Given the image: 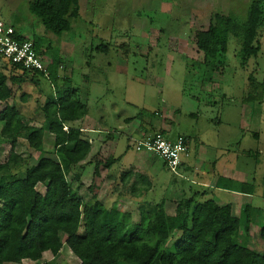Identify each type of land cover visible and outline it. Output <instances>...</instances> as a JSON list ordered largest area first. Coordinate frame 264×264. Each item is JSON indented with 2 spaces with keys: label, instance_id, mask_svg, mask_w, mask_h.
Listing matches in <instances>:
<instances>
[{
  "label": "rangeland",
  "instance_id": "374dc122",
  "mask_svg": "<svg viewBox=\"0 0 264 264\" xmlns=\"http://www.w3.org/2000/svg\"><path fill=\"white\" fill-rule=\"evenodd\" d=\"M31 1L0 0V18L28 38L34 36L38 40L44 62H50L52 57L60 61L58 83L77 89L80 100L87 105V114L73 125L81 127L83 136L92 142L91 152L66 177L55 174L67 179L83 199L95 192L113 215L119 218L129 213L130 220L137 221L141 200L127 198L128 188L122 187L121 175L132 170L130 163L139 154L134 149V141L138 139L134 131L143 134L161 131L164 124L172 128L167 134L170 139L195 124L201 138L216 140L219 145L214 151L216 166L230 161L227 166L232 168L237 155V163L244 164L251 174L258 176L264 171V28L259 36L260 50L245 66L237 56L239 45L230 36L224 66L214 70L211 79H208L210 71L201 62L203 52L195 38L197 32L207 28L215 11L244 23L250 0H79V17L71 18V29L60 35L45 29L30 12ZM101 43L104 50L96 49ZM1 62L0 67H5ZM8 67L7 73L22 74ZM250 76L258 82L251 101ZM54 87L48 77L26 75L8 103H15L24 116L40 125L41 103L54 95ZM22 92L27 93L25 102L20 99ZM3 105L0 102V110ZM188 112L199 114L201 119L192 121L185 115ZM196 137L193 136L197 141ZM52 146L53 136L45 131L43 149L48 151ZM15 151L27 158L30 167L42 155L22 138ZM9 152V141L0 136V162L8 158ZM111 157L118 159L105 166ZM154 167L158 178L146 196L158 201L155 196L164 193V184L174 175L158 157ZM75 173L80 175L79 179L74 178ZM37 188L44 189L42 185ZM261 191L258 185L256 192ZM255 199L254 204L261 207V212L251 224L247 245L261 251L258 232L264 224V198ZM176 201L171 200L165 206L169 214L174 213ZM177 234L171 235L166 246ZM240 237L243 238L238 235L235 239L240 242ZM64 239L65 235L60 234L62 248L56 257L44 252L42 259L51 264H79ZM17 264L34 262L24 259Z\"/></svg>",
  "mask_w": 264,
  "mask_h": 264
},
{
  "label": "trees",
  "instance_id": "16d2710c",
  "mask_svg": "<svg viewBox=\"0 0 264 264\" xmlns=\"http://www.w3.org/2000/svg\"><path fill=\"white\" fill-rule=\"evenodd\" d=\"M29 10L45 29L60 35L71 29V18L79 17V0H32ZM263 28L264 0H250L242 24L225 13H211L207 28L195 35L203 52L201 62L210 71L208 79L214 70L224 66L230 36L237 41V56L245 66L260 50ZM16 33L19 39L28 38L17 28ZM31 39L37 52L43 54L38 40L34 36ZM104 47L101 43L96 49ZM1 63L22 74H10L0 67V102L4 104L0 110V136L10 144L8 158L0 162V264H17L24 259L51 264L42 259L43 254H59L60 234L65 235L64 244L79 264H264V224L258 232L261 251L247 245L251 224L261 212L251 203H245L236 216L211 198L199 201L193 195L182 197L176 201L173 214L166 211L163 200H143L138 203V220L133 222L129 213L119 218L113 215L95 192L83 199L67 179L55 174L66 177L91 152L92 142L83 136L81 127L73 125L87 114L86 103L80 100L77 89L58 83L61 62L52 57L44 66L47 77L55 83V91L41 103L43 121L36 125L8 100L15 97L26 75L33 78L43 73ZM248 80L253 86L248 94L251 101L258 82L251 76ZM26 97L27 93L22 92L21 101L25 102ZM256 106H260V100ZM45 131L53 136V146L48 151L43 149ZM20 138L42 153L32 167L15 151ZM116 159L111 157L104 165ZM79 177L74 174L75 179ZM121 181L122 187L128 188L127 194L135 198L143 197L152 186L147 176L133 175L132 170L122 173ZM38 185L43 186V191ZM174 232L178 234L166 246ZM238 235L243 236L240 242L235 239Z\"/></svg>",
  "mask_w": 264,
  "mask_h": 264
},
{
  "label": "crops",
  "instance_id": "0c3cea01",
  "mask_svg": "<svg viewBox=\"0 0 264 264\" xmlns=\"http://www.w3.org/2000/svg\"><path fill=\"white\" fill-rule=\"evenodd\" d=\"M185 115L194 122H198L201 119V116L195 112H188ZM220 121L221 119L219 118L218 122L220 123ZM178 124L180 125L181 121ZM195 126V124H192L189 129H186V132H179L173 135L172 139L178 134H183L187 137L190 153L189 156L182 159L181 164L175 172L169 169L174 177L168 183L164 184V193L158 197L155 196V198H157L158 201L163 200L165 206L171 200H178L181 197H189L192 195L197 199L198 197L206 199L211 198L219 205L228 208L230 212L236 216L239 215L245 203H251L253 206L259 207L254 204V202L256 203V197L264 198V171L259 173L258 176L253 173L251 174L250 170H247L244 164L237 163V155L235 164L232 168L227 166V164H231L230 161H228V163H226V161L222 162L216 166L218 162L214 155V151L218 142L214 139H207L208 141H206V139L201 138L199 127L196 126L198 127V131ZM139 128H141V126ZM171 129L172 128L167 124L160 127V130L166 137ZM133 134L139 139L151 133L143 134L134 131ZM193 136H197L196 138H198V140H194ZM100 144L101 142H99V145ZM138 153L139 154L132 159L129 169H132L133 175L142 174L147 176L152 184L151 190L155 179L158 178V171L154 167L156 156L148 152ZM164 167L167 168L165 164ZM137 184L140 185L141 183ZM258 185L262 187L260 193L256 192ZM149 191L141 198L130 196L127 198L158 202L154 198L152 200L146 196Z\"/></svg>",
  "mask_w": 264,
  "mask_h": 264
},
{
  "label": "built area",
  "instance_id": "2783aa9c",
  "mask_svg": "<svg viewBox=\"0 0 264 264\" xmlns=\"http://www.w3.org/2000/svg\"><path fill=\"white\" fill-rule=\"evenodd\" d=\"M16 28L0 18V58L3 62L13 64L17 70L42 72L44 77L48 72L44 60L37 52L31 38L16 37ZM66 128V127H64ZM134 149L138 152H148L160 158L165 166L176 171L184 157L189 156L187 137L178 134L174 139L165 136L162 131H155L134 141Z\"/></svg>",
  "mask_w": 264,
  "mask_h": 264
}]
</instances>
